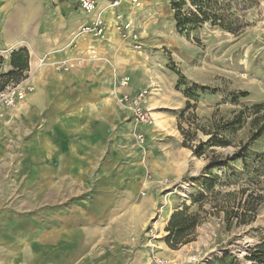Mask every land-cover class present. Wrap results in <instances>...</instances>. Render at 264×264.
Here are the masks:
<instances>
[{"label": "rangeland", "instance_id": "obj_1", "mask_svg": "<svg viewBox=\"0 0 264 264\" xmlns=\"http://www.w3.org/2000/svg\"><path fill=\"white\" fill-rule=\"evenodd\" d=\"M172 2L141 0L123 5L116 13L113 27L127 36L135 77L141 79L135 87H151L152 80L158 87L150 96L155 101L151 108L150 97L147 100L154 123L144 129V145L130 135L124 151L127 162L110 158L101 167L119 173L126 165L133 170V183L151 177L148 194L143 190L139 196L148 198L154 210L148 238L158 248L141 252L148 264H159L157 257L169 264H216L226 253L247 264L244 257L248 248L264 240V134L251 143L247 161L235 160L207 170L209 160L183 146L179 123L185 129L190 127L188 120H181L186 111L185 116L199 125L194 144L209 138L204 130L221 131L232 142L229 147L215 148L222 157L232 154L241 140L248 142L249 135L257 131L248 125L253 118L249 114L243 128L222 132L234 114L254 103H264V0H218L222 9L218 13L232 30L206 20L192 25L189 33L177 29ZM186 2L184 10L192 8L190 0ZM11 53L0 51V57L6 59L2 71L10 69L7 61ZM181 80L185 84L181 85ZM23 83V87H31ZM193 85L207 90L188 98L183 90ZM31 93L27 90L26 97ZM22 101L12 109L15 117H5L0 124V261L74 257L75 252L79 256V247L84 249V245L79 233L72 240V217L77 212L74 226L81 223L90 212L87 203L94 197L69 195L77 189L85 192L91 183L54 182L52 162L42 159L43 153L50 155L46 150L49 136L34 114L22 108ZM188 101L191 107L187 111ZM157 118L163 126L155 125ZM76 202L79 209L70 210ZM186 205L191 212L202 207L204 219L196 229L195 240L170 249L164 240L167 233L156 221L162 214L171 217ZM61 216L65 232L59 237ZM116 248L119 250L114 253H120L122 248ZM127 256L113 254L115 264H123ZM129 257L135 261L133 253Z\"/></svg>", "mask_w": 264, "mask_h": 264}, {"label": "crops", "instance_id": "obj_2", "mask_svg": "<svg viewBox=\"0 0 264 264\" xmlns=\"http://www.w3.org/2000/svg\"><path fill=\"white\" fill-rule=\"evenodd\" d=\"M111 3L97 0L96 11L87 14L79 9L78 0H0V51L26 47L30 53V70L23 84L31 85L32 93L22 101V108L34 114L49 136L46 150L50 155L43 153L42 159L52 162L54 182L90 181L88 190L77 189L69 196L94 197L87 203L89 214L76 227L77 212L72 217V240L79 233L84 245V249L79 247V256L75 252L74 257L0 264H115L113 254L123 253L128 254L123 264H148L141 252H150L148 229L154 210L148 198L139 196L143 190L148 194L152 182L133 183V170L126 165L119 173L101 167L110 158L127 162V138L135 139L136 129L145 135L148 127L135 124L122 101L123 93L135 96L147 86L135 87L141 79L135 77L132 49L127 47V36L113 27L117 11L124 6L112 8ZM97 14L104 18L106 35L100 39L79 34V28ZM125 78L130 79L128 86H122ZM6 115L15 117L13 110ZM157 120L155 125L163 126ZM76 203L70 210L79 209ZM169 217L162 214L156 224L165 229ZM63 224L61 216L59 237L65 232ZM116 246L122 248L120 253H114L119 250Z\"/></svg>", "mask_w": 264, "mask_h": 264}, {"label": "trees", "instance_id": "obj_3", "mask_svg": "<svg viewBox=\"0 0 264 264\" xmlns=\"http://www.w3.org/2000/svg\"><path fill=\"white\" fill-rule=\"evenodd\" d=\"M186 4V0H173L172 2L178 30L189 33L192 25L203 23L206 20L214 22V24L223 29L232 30L231 24L227 23L218 13V10H222L218 5V0H190L192 8L184 10ZM29 58L30 53L26 47L14 49L7 61L10 69L2 71L1 66L5 63L6 59L0 57V93L4 92L8 86L20 84L22 80L27 78L30 70ZM180 84L183 85L185 82L181 80ZM206 90V87L193 85L185 87L183 91L188 98H193L198 97L200 92ZM244 96H247V94H244ZM237 100L236 98L233 99V101ZM190 107L191 103L188 101L186 110L188 111ZM248 111L250 113L247 114ZM185 113L186 111L181 115V120H188L190 127L185 129L179 123L180 130L184 136L183 146L191 148L197 157L205 156L209 160L207 170L214 169L217 166H226L235 160L244 159L247 161L249 159L251 143L258 140L264 134V103H254L244 108V110H240L225 124L222 132H236L238 129L243 128L249 114L253 115V118L248 122V125L256 127L257 131H253L249 135L248 142L241 140L238 148L232 154L222 157L220 154H216L215 148L229 147L232 145V142L227 140L225 135L220 133L221 131L208 132L204 130L209 138L205 141L200 140L198 144H194L192 141L200 127L190 121L189 116L186 117ZM200 200H196V202ZM200 211L205 212V210H202V207H200L199 212H191L190 207L186 205L183 209H178L171 215L165 227L167 236L164 237L165 243L170 249H178L195 240L196 229L202 224L204 219ZM247 251L248 254L244 257L247 264H264V240L251 246ZM216 264H243V262L237 256L226 253Z\"/></svg>", "mask_w": 264, "mask_h": 264}, {"label": "built area", "instance_id": "obj_4", "mask_svg": "<svg viewBox=\"0 0 264 264\" xmlns=\"http://www.w3.org/2000/svg\"><path fill=\"white\" fill-rule=\"evenodd\" d=\"M135 4H139L141 0H133ZM112 7H118L119 0H112L110 4ZM78 6L81 12L91 14L94 13L97 9V0H78ZM106 24L103 18L96 15V18L88 24H85L81 28H79L78 32L81 35H93L95 37H99L100 39L106 35ZM136 47L140 48L139 45ZM130 79L125 78L122 82V86H128ZM151 87H147L145 89H141L135 93V96H130L126 93H123L122 101L129 107L132 112V119L135 124H141L150 126L152 125L154 119L152 112L149 111L147 107V100L151 96L152 91ZM27 90L32 91V87H23L22 84L12 85L7 88L5 92L0 93V120L5 119L6 113L9 110H12L17 106L19 102H21L26 97ZM137 143L140 145H144L145 136L143 133H136ZM151 177L147 179V183L151 182ZM145 194V192H143ZM151 232V231H150ZM157 247L156 243L153 242L151 238H149L148 248L150 252H155V248ZM158 248V247H157ZM157 261L159 264H169L166 259L158 258Z\"/></svg>", "mask_w": 264, "mask_h": 264}, {"label": "bare ground", "instance_id": "obj_5", "mask_svg": "<svg viewBox=\"0 0 264 264\" xmlns=\"http://www.w3.org/2000/svg\"><path fill=\"white\" fill-rule=\"evenodd\" d=\"M133 2H134L133 0H119V5H118V6H119V7H120V6H123V5H127V6H129V5L133 4ZM111 7H112V6H111ZM112 8H115V7H112ZM101 18H103V17L101 16ZM103 19H104V18H103ZM151 85H152V87H153V88H152V91H151V94H152L153 90H156L158 86H157V83H156L155 81H153V80H152V82H151ZM150 98H151V97H150ZM149 100H150V99H149ZM148 103H149V101H148ZM154 103H155V101H154V100H151V105H154ZM151 107H152V106H151ZM151 107H150V108H151ZM153 113H154V112H153ZM153 113H152V114H153ZM154 115H156V113H155ZM160 119H161V118H160ZM3 120H4V119H1L0 121H3ZM157 121H159V123L162 122V121L160 122L159 118H158ZM153 123H154V122H153ZM153 123H152V124H153ZM187 197H188V196H187Z\"/></svg>", "mask_w": 264, "mask_h": 264}]
</instances>
